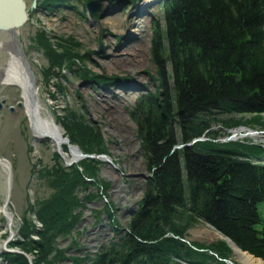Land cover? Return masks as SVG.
Listing matches in <instances>:
<instances>
[{"label":"trees","instance_id":"trees-1","mask_svg":"<svg viewBox=\"0 0 264 264\" xmlns=\"http://www.w3.org/2000/svg\"><path fill=\"white\" fill-rule=\"evenodd\" d=\"M72 1L38 0L36 7L53 12L70 8ZM162 15V25L152 24L149 50L156 90L140 97L129 113L151 175L139 210L123 228L114 219L113 205L105 204L116 241L93 258H74L71 264H226L232 251L224 241L209 246L186 241L198 224L211 226L241 252L264 262V164L250 161H263L264 148L219 143L212 130L213 124L227 130L264 126V0H168ZM32 42L48 62L45 78L67 81L65 69L96 89L130 83L115 75L75 72L85 56L44 28L36 30ZM55 91L64 101L65 87L58 84ZM65 104L56 123L70 144L85 155L107 154L99 129ZM245 115L252 116L249 122ZM179 145L184 147L175 150ZM52 158L54 165L41 168L36 178L50 179L52 194L29 206L41 228L25 213L18 241L11 244L32 256L33 264H61L66 258L56 239L79 224L78 209L103 199L108 189L97 181L99 161L85 159L65 168L58 155ZM88 187L100 188L103 197L88 194L81 201L77 192ZM2 261L29 264L22 254H4Z\"/></svg>","mask_w":264,"mask_h":264},{"label":"rangeland","instance_id":"rangeland-1","mask_svg":"<svg viewBox=\"0 0 264 264\" xmlns=\"http://www.w3.org/2000/svg\"><path fill=\"white\" fill-rule=\"evenodd\" d=\"M37 1L25 0L28 21L19 30L17 40L31 72L37 79L40 103L45 109L44 116H49L56 123V116H63L62 111L67 103L73 112L82 115L87 123L99 129L103 148L107 152L103 156L111 160L118 169L116 171L114 167L99 161L97 181L99 184H108L106 197L97 199L92 204L86 203V207L78 209L76 213H81L79 224L70 234L65 237L59 236L55 241L56 248L63 251L66 258L60 263L71 264V259L74 258H93L101 248L116 241L117 236L110 225L111 220L104 213V205H113L114 219L124 228L131 215L139 210L144 187L150 179L151 175L146 170L144 153L136 138V126L131 121L129 113L140 97L153 94L156 90V84L152 80L155 70L150 63L149 50L153 22L158 21L161 25L163 24V1L153 4L152 2L156 0H106L102 3V9L107 5V1H111L118 11L102 20L95 16L92 21L88 20L86 14H82L85 12L86 0H74L70 8H60L53 12L36 8L34 13H31L32 6L36 5ZM149 4L151 6L146 9V14L133 16V13L143 10ZM40 27L53 37L62 38L72 45H77L74 51L80 56H85V59L76 62L75 72L80 69L86 71L88 77L90 74H96L128 78L129 84H135L140 90H121L116 89L115 86H111L113 88L109 91L104 88L96 89L93 84L83 81L79 75H71L65 69H62V73L66 75L67 81H61L53 76L45 78L44 71L48 68V62L42 50L32 42L36 30ZM127 39L135 40L134 43L126 44ZM9 40L8 36L0 34V41ZM7 58L8 56L0 50V69L7 62ZM78 73L80 74V71ZM58 84L65 87L64 101L55 91V86ZM0 101H5L0 111V158L7 160L12 167L13 187L9 210L16 218L15 240L17 242L21 218L25 213L29 214L36 227L41 228L33 213H29V206L34 205L35 202L47 200L51 196L50 179L35 180L31 192L29 187L36 167L40 165L39 170L51 168L54 165L52 155L56 153L52 150L51 142L45 139L42 143L36 144L38 157L36 156L35 147L31 146L33 135L17 88L0 86ZM19 102L22 104L21 108L17 107ZM11 107L13 112L10 111ZM251 117L245 115L243 119L249 122ZM239 118L241 116L235 119ZM262 118L264 125V114ZM56 125L60 126L57 123ZM212 130L218 133L219 143H227L226 140L240 130L256 133L258 137L255 138H241L240 135L243 134H238L236 136L238 139L235 138L231 142H245L264 148V126L251 124L250 127L249 125L240 126L227 130L213 124ZM176 132L179 134L178 129ZM63 136L67 137L64 130ZM176 148L178 149L175 150H179L183 147L179 145ZM250 161L254 164H264V160ZM60 162L62 163V160ZM5 192V175L0 169V205L5 199ZM77 193L81 201H84L88 194L102 195V190L88 187L86 190H78ZM3 222V217L0 216V223ZM7 237L8 233H3L0 229L1 246ZM32 239L36 241L38 238L32 236ZM186 241L209 246L218 242L219 237L217 231L209 225L198 224L188 231ZM11 244L6 246L7 250L28 256L32 262V256L11 247ZM3 255L0 256V264H6L2 261ZM228 261L233 264L239 263L234 253ZM178 263L185 264L181 261Z\"/></svg>","mask_w":264,"mask_h":264},{"label":"bare ground","instance_id":"bare-ground-1","mask_svg":"<svg viewBox=\"0 0 264 264\" xmlns=\"http://www.w3.org/2000/svg\"><path fill=\"white\" fill-rule=\"evenodd\" d=\"M141 11L142 9L138 10L137 13H133V16H135L138 13H141ZM144 14L146 13H142L141 15H144ZM132 39L125 40V43L126 44L134 43L133 41L135 39L133 41ZM3 44L5 45H3L1 49L8 56V58L3 68L0 69V86H5V87L12 86L19 90L21 99L23 102V106L25 109V114L28 118V122L30 125L33 138L42 140V141L45 139H48L51 142L53 152H57L58 150H61L63 152L62 147L66 143L64 140L62 129L60 126L56 125V123L53 121L52 118H50L49 116H44L45 109L40 103V99L38 95V83H37L36 77L33 75L31 71L30 72L32 76H30L27 73L25 66L23 65V59H22L23 57L19 53V50L12 47V44L8 45L7 41H5V43ZM21 107H22V104H21ZM238 134H243V135H240L241 138L258 137V134L250 133V131H246V130L245 131L240 130L239 132H235L234 133L235 138ZM37 143L38 142H35L34 144V147H35L34 151H35L36 156L38 157V154L36 152ZM62 154H63L62 155L63 162L73 163L77 160L76 152L74 149H70L68 152H63ZM0 208H1V205H0ZM5 211L9 215V218L11 219V221L6 222V225L5 224L1 225L0 229L3 230V233L11 232L14 235L13 242H15L16 241L15 240L16 218L10 212L9 206L7 207ZM2 215H3L2 210L0 209V216L3 217ZM218 237L220 239L219 235ZM222 241L226 243L224 239H222ZM0 249H1V244H0ZM231 251H233L234 256L236 257V259L238 260L240 264H264L262 260L256 259L246 253H243L235 247H232Z\"/></svg>","mask_w":264,"mask_h":264},{"label":"water","instance_id":"water-1","mask_svg":"<svg viewBox=\"0 0 264 264\" xmlns=\"http://www.w3.org/2000/svg\"><path fill=\"white\" fill-rule=\"evenodd\" d=\"M105 1L106 0L91 1V2H88L86 4L85 14H86V17L88 18L89 21H92L93 17H95V16H97L99 20H102L108 16H111L114 12L118 11V8L113 7L111 1H109V2L107 1V5L104 7V9H102V3ZM118 1H121V0H118ZM158 1H161V0H156L152 3L157 4ZM162 1H168V0H162ZM150 6H151V4L146 5V8H144L141 11V13H138V16H140L142 13H147L146 9L149 8ZM32 8L35 10L36 5L33 4ZM27 21H28V9H27V6L25 4V0H0V34L8 36L10 40L7 41V44L8 45L12 44V47L19 50V53L23 57L22 59H23V65L25 66V69H26L27 73L30 76H32V74L30 72L31 70H30L29 64L27 63V60L25 59V55H24V53H22L23 51H21L22 48L20 47L19 41L17 40V34H18L19 30L27 23ZM3 43H5V41H0V50H2L1 48L3 47V45H5ZM117 86H119V85H117ZM124 90H131L132 91V90H140V89H138L135 86V84L131 83V84H128L126 87H124ZM4 105H5V101H0V111L3 109ZM17 107L21 108L20 102L17 103ZM10 111L13 112L12 107L10 108ZM62 132H63V130H62ZM234 139H235V137L232 136L231 138L227 139L226 141L230 142V141H233ZM64 140L66 143L64 145L66 150L69 151L70 149H74L76 152V157H77V160L73 163L72 162H70V163L63 162L65 168H69L73 164L78 163L79 161H82L85 159H92V160H96V161L106 163L107 165L114 167L115 170L118 171L117 167H115L112 164L111 160H109L106 156H103V155H99V156L84 155L81 153V151L78 149V147L70 144L67 137H64ZM196 141L197 140L193 141V143ZM35 142L42 143L43 141L33 138L32 143H31L32 147H34ZM175 149H178V148H175ZM54 153H56L62 159V155H63L62 153L63 152L61 150H58L57 152H54ZM39 168H40V166L38 165L35 169L36 172L32 177L31 185L29 187L30 192H31L33 185L35 183V180L37 178ZM0 169L5 174V186H6L5 199H4V201L1 205V208H0L2 210V214H3L2 216H3V220H4L3 223H0V227H1V225H3V224L6 225V222L11 221V219L9 218V215L6 213L5 210L10 205V201H11V193H12V187H13V175H12V167H11L10 163L7 160L2 159V158H0ZM218 235L220 236L221 241H222V239H224L226 241V244L231 248V250H232V247H235L239 251H241L228 238H225L220 233H218ZM13 238H14V235L11 232H8V237L6 238V240L3 242L2 246H1L0 256L3 254H16L17 253L16 251L6 249V246L9 243L13 242ZM25 257L28 260L29 264H32L31 258H29L28 256H25ZM3 263H5V262L3 261ZM226 264H233V263H231L230 261H226Z\"/></svg>","mask_w":264,"mask_h":264}]
</instances>
